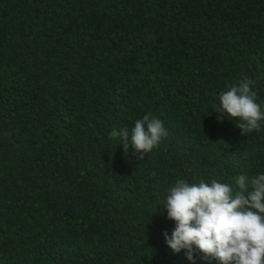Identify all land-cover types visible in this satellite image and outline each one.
<instances>
[{
    "label": "trees",
    "instance_id": "16d2710c",
    "mask_svg": "<svg viewBox=\"0 0 264 264\" xmlns=\"http://www.w3.org/2000/svg\"><path fill=\"white\" fill-rule=\"evenodd\" d=\"M243 79L264 112V0H0V264H193L160 205L264 173V122L213 110ZM148 113L139 160L113 132Z\"/></svg>",
    "mask_w": 264,
    "mask_h": 264
},
{
    "label": "clouds",
    "instance_id": "9594fccd",
    "mask_svg": "<svg viewBox=\"0 0 264 264\" xmlns=\"http://www.w3.org/2000/svg\"><path fill=\"white\" fill-rule=\"evenodd\" d=\"M251 81L243 79L218 96L213 110L237 121L242 135L262 130L264 112L255 102ZM125 154L135 150L137 159L158 149L168 136V130L151 113L135 121L134 126L114 130ZM236 191L216 179L189 183L177 179L167 189L165 203L167 218L175 222L171 236L164 233L167 246L174 252L186 250V258L195 262V251L204 259L219 264H264V173L251 178L236 177ZM159 206V207H160Z\"/></svg>",
    "mask_w": 264,
    "mask_h": 264
}]
</instances>
